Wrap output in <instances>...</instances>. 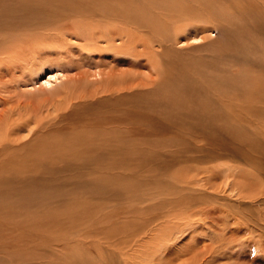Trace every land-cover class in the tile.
<instances>
[{
	"label": "rangeland",
	"instance_id": "rangeland-1",
	"mask_svg": "<svg viewBox=\"0 0 264 264\" xmlns=\"http://www.w3.org/2000/svg\"><path fill=\"white\" fill-rule=\"evenodd\" d=\"M128 3L126 28L121 17L64 21L128 28V56L73 38L70 62L29 81L1 66L3 117L114 82V96L48 124L29 148L96 130L127 128L130 140L119 153H0V167L13 162L0 169V264H264V0ZM17 31L0 33V49L35 34Z\"/></svg>",
	"mask_w": 264,
	"mask_h": 264
},
{
	"label": "bare ground",
	"instance_id": "bare-ground-1",
	"mask_svg": "<svg viewBox=\"0 0 264 264\" xmlns=\"http://www.w3.org/2000/svg\"><path fill=\"white\" fill-rule=\"evenodd\" d=\"M128 5V0H0V28H4L1 32L5 31L9 33L11 31L12 33L13 31H17L15 29L20 31L29 29L35 33L29 36L25 32V35L29 36L26 41L23 40L25 39L24 37L23 39L21 38L24 42L18 39L21 42H19L20 44L18 46H15L16 44L11 48L7 46L6 49L10 50L11 52L9 51V53H12V55L5 54L8 50L6 52V49H0V81L3 79V72L1 71L2 65H19L22 69L24 68L23 70L27 71L25 80L29 81L32 79V71H34V69L37 70L38 68H42L46 64L53 65L62 61L70 62L73 56L72 49H74V44L71 42L73 38L81 39L83 41L82 44L92 51L102 52L103 50L122 49L123 53L128 56L131 47L127 38L128 28L125 29L124 32H120L117 26L112 25L110 28L108 27L109 31H99L97 28H91V25L86 26L85 23H82L80 20L78 21L79 23L64 22L70 20L72 15L84 16L93 14L98 17H108L107 20L110 21H117L118 18L121 17L125 20L124 25L126 28L127 19L129 18ZM84 17L86 18L87 16ZM86 19L84 21H86ZM19 35H22V33L18 34L17 38ZM117 39L122 40L123 46L120 45L121 47H118L115 45ZM12 43L15 42L13 41ZM22 45L24 46L21 47ZM19 49L20 51L24 49V52L21 51L24 53L21 54L22 56H20L21 52ZM17 61H19L18 64H16ZM81 72L83 73V71ZM87 73L89 74L88 71ZM80 74L81 73L76 74V76L73 77V81H78L77 84L83 86L84 84H81L82 79L79 78ZM82 75L86 76L85 73ZM87 86L92 85L89 84ZM123 86L124 87H117L120 90L116 91V94L122 97L124 104H126L130 97V88L127 84ZM114 88V82L112 83V81L106 82V84L95 88L92 92H88L84 86L82 89L76 86L74 90L65 88L68 89V93L66 94H57L53 98L43 99V101H39V103L31 101V104H28L31 106L35 105L36 107L34 106V110L26 108L27 112L25 114L22 110L18 112L14 109L11 114H7L5 117H3L4 115L2 114L0 116L3 117L0 130V153H9V151H13V149L23 150L25 148L27 150V146L28 151H35L44 155H50L51 153L64 154V152L83 153L94 151L119 153L126 151L130 140L127 128L121 130L114 129L113 131L96 130L92 132L86 131L85 133H76L74 136L67 135L65 141L59 145L44 143L42 146L29 148V145L33 143V140L37 137V133L42 128L48 124L58 123L61 119L75 112L82 104L85 105L99 100L101 101L99 96H101V94L103 95V93H110L112 96L113 93H115V91H113ZM3 100L4 99L0 96V101L3 102ZM21 105L20 103L19 106ZM73 156H77L76 153ZM11 157H13V155ZM12 165L13 162H6L1 165L2 167H0V169L6 171L8 170L7 168ZM3 177L5 176L0 175V178Z\"/></svg>",
	"mask_w": 264,
	"mask_h": 264
}]
</instances>
